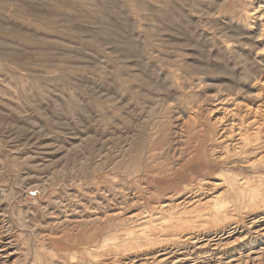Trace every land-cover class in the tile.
Instances as JSON below:
<instances>
[{
	"label": "rangeland",
	"instance_id": "obj_1",
	"mask_svg": "<svg viewBox=\"0 0 264 264\" xmlns=\"http://www.w3.org/2000/svg\"><path fill=\"white\" fill-rule=\"evenodd\" d=\"M257 1L0 0V264L142 261L189 248L180 223L245 235L264 203L230 191L264 193V122L228 128L264 96Z\"/></svg>",
	"mask_w": 264,
	"mask_h": 264
},
{
	"label": "bare ground",
	"instance_id": "obj_2",
	"mask_svg": "<svg viewBox=\"0 0 264 264\" xmlns=\"http://www.w3.org/2000/svg\"><path fill=\"white\" fill-rule=\"evenodd\" d=\"M256 2V1H255ZM253 3V2H252ZM257 3H259V5H257V7L254 5L253 9H242V12L243 13V10H244V13H245V20L251 25V23H253L254 25L255 24H258L259 23V27H261L260 31H258L259 33H257V41L258 43H261L262 44V48L259 50V52L257 53L258 56H259V59L261 61L264 62V0H258ZM172 5V3H171ZM175 8V6H174ZM172 10H173V7H172ZM175 10V9H174ZM176 14V13H175ZM252 20V21H251ZM170 21V20H169ZM170 23V22H169ZM172 24V23H170ZM247 24V23H246ZM173 26V25H172ZM253 26V25H252ZM177 27V26H175ZM174 29V28H173ZM172 31V30H171ZM259 34V35H258ZM256 38V37H255ZM230 42V40H228ZM183 44V43H182ZM121 45V44H120ZM129 44H127L126 46H128ZM122 46V45H121ZM125 46V45H124ZM123 46V47H124ZM126 48V47H125ZM129 49V48H127ZM131 50V49H130ZM124 51V49H123ZM126 51V50H125ZM129 51V50H128ZM127 52V51H126ZM132 52V51H131ZM260 79V78H259ZM257 80V79H256ZM260 81V80H259ZM255 83V82H254ZM260 86V85H259ZM238 87V86H237ZM264 92V91H263ZM238 93V92H237ZM261 93L262 94V91L260 90L258 92V94ZM260 95V94H259ZM216 97V96H215ZM245 97V96H243ZM264 99V96L261 97V99L259 100L260 103L256 106V108H254L252 110L251 107L247 106L246 108V111H244V113H237V111L233 110L231 115L232 116H236L238 115L240 119H232V123L230 124L229 128H228V136L232 135L237 129L239 130V136H241V140L243 139L242 136H246V134L249 131V129L245 130V132L243 133H240L241 130H242V126H243V123H242V119L243 117L245 118V115L246 114H250L251 112H253L255 115L253 117H250L249 119H247L245 122H247V126H254L253 128L255 129H259L261 126L263 127V122H264V104L262 102V100ZM241 103V102H240ZM245 103V102H244ZM238 105V104H237ZM249 105V104H248ZM236 109V108H235ZM195 114V113H194ZM220 114V113H219ZM252 114V113H251ZM253 115V114H252ZM258 116H261L260 118H258ZM219 117V116H218ZM222 118H223V115H222ZM252 118V119H251ZM236 120L238 121L237 123ZM244 122V123H245ZM238 126V127H237ZM237 127V129H236ZM263 129V128H262ZM261 129H259L260 131ZM244 131V130H243ZM253 131H256L253 129ZM222 132V131H221ZM256 133V132H254ZM262 133V132H261ZM251 135V134H250ZM264 135V134H263ZM253 136V135H252ZM248 137V136H247ZM247 139V138H246ZM249 143H250V140H248ZM235 142V141H234ZM244 142V141H243ZM246 142V140H245ZM232 143V142H231ZM236 145V144H234ZM247 145V144H246ZM248 146V145H247ZM238 148H240V151L241 150H246L247 148L246 147H239L237 145ZM233 149H237L236 146L235 148ZM227 152V151H226ZM243 152V151H242ZM241 152V153H242ZM247 152V151H246ZM239 154V153H238ZM264 158V156H262ZM223 158V157H222ZM261 158V157H260ZM258 161V160H257ZM255 162V161H254ZM252 163V162H251ZM219 164V163H218ZM194 176V175H193ZM261 176V175H259ZM258 176V177H259ZM167 178V177H166ZM253 178V177H252ZM255 178V177H254ZM195 179V178H194ZM245 179V178H244ZM251 179V178H250ZM257 179V178H256ZM261 179V177H260ZM263 179V177H262ZM237 180V179H236ZM243 180V179H242ZM241 180V181H242ZM253 180V179H252ZM234 181V180H233ZM244 181V180H243ZM255 181V180H254ZM213 183V182H212ZM255 183V182H254ZM217 184H221V183H217ZM249 184V183H248ZM241 185V184H240ZM239 185V186H240ZM245 185V184H244ZM253 185V184H252ZM255 185V184H254ZM209 186V185H208ZM237 185H232V190L230 191L231 193V196L232 198L238 202V205L239 207H244V205H249V206H256L257 204L260 205L261 202L264 203V193L262 194H257V193H254L252 191V189H248L247 186H242V187H239ZM214 188V187H213ZM253 188V187H252ZM257 189V187H256ZM224 191V190H223ZM227 191V189H226ZM210 192V191H209ZM225 192V191H224ZM222 192V193H224ZM227 192H225L224 195L227 196L226 194ZM229 193V192H228ZM219 194V193H218ZM202 195V194H201ZM217 197V196H215ZM220 197V196H219ZM223 197V196H222ZM214 199V198H213ZM207 200V199H206ZM215 200V199H214ZM223 200V199H222ZM188 201V200H187ZM201 202V200H198V202ZM248 201V202H247ZM189 202V201H188ZM191 202V201H190ZM197 202V201H196ZM260 202V203H259ZM195 203V202H194ZM202 203V202H201ZM155 204V203H154ZM192 204V203H191ZM169 205V204H168ZM193 205V204H192ZM198 205V203H197ZM200 205V204H199ZM262 205V204H261ZM188 206V205H187ZM196 206V204H195ZM202 206V204H201ZM205 206V205H204ZM245 206V207H246ZM164 207V206H163ZM167 207V206H166ZM170 207V206H169ZM192 207V206H191ZM248 207V206H247ZM257 207V206H256ZM264 207V206H263ZM196 208V207H195ZM249 208V207H248ZM255 208V207H254ZM258 208V207H257ZM250 209V208H249ZM253 209V207H252ZM260 209V208H258ZM263 209V208H262ZM245 210V209H244ZM256 210V209H253V211ZM235 211H233V214H234ZM246 213V212H245ZM262 214V215H259V214ZM252 214V213H250ZM249 214V215H250ZM242 215V214H241ZM252 215L253 218H251V221L249 223V226L247 225V231L244 230L242 233H244L245 235L241 238H235L234 240H231V236H232V233L233 232H237V230L239 231V227L237 226H233V227H230L229 230H227V228H220L219 230H217V232H210V231H205V230H202L200 229L203 225H201V227L198 229V228H190L188 225L189 223H180V224H174L170 230L172 231H175V235H178L179 237H183L182 233L184 234L185 232L187 231H191V232H187L184 234L185 238H181V239H184L183 242H185L186 245H189L187 248L184 247V251L180 249L178 251H175L172 247H154L151 249L150 252H145L143 255L146 256L142 261L140 260H137V257L139 255H136L134 258L132 259H128L130 260V262H125V264L127 263H130V264H150V260H151V264H262L263 261H264V250H261L259 252L258 255L256 256H253V254H251L253 251H255L257 248H258V241L260 240H264V227L262 226L259 230H256V236L253 237L252 236V233H253V230L256 229V225L259 221L263 220L264 218V210H256V212H254ZM251 215V216H252ZM248 216V215H246ZM153 217V216H152ZM225 217V216H223ZM238 217V216H237ZM243 217V216H242ZM241 217V218H242ZM220 218V216L218 217ZM236 218V217H235ZM240 218V217H238ZM236 218V219H238ZM218 220V219H217ZM230 220H233L230 219ZM230 220H229V223H230ZM241 220V219H240ZM249 220V219H248ZM248 220H245V221H248ZM141 221V220H140ZM221 221V220H220ZM227 221V220H224V222ZM238 221V220H237ZM185 222V221H184ZM192 222V221H191ZM235 222V221H234ZM241 222V221H240ZM239 222V223H240ZM243 222V221H242ZM241 222V223H242ZM222 223V221H221ZM232 223V221H231ZM240 223V224H241ZM234 224V223H233ZM237 224V223H236ZM137 225V224H136ZM208 225V224H207ZM226 225V224H225ZM232 225V224H230ZM245 225V223H244ZM264 225V224H263ZM196 226V225H195ZM217 226V225H216ZM224 226V225H223ZM229 226V225H228ZM136 227V226H135ZM189 227V228H187ZM206 226H204L205 228ZM209 227V226H207ZM217 227H220L219 225ZM216 227V228H217ZM244 227V226H243ZM165 228V227H164ZM215 228V229H216ZM133 229V228H132ZM187 229V230H186ZM210 229V228H209ZM168 230V229H167ZM214 230V229H213ZM85 230H82V232H84ZM127 231V230H126ZM146 231V230H145ZM166 231V230H165ZM212 231V230H211ZM80 232V233H82ZM88 232V231H87ZM123 232V231H122ZM219 233H222V235L226 234V236H223L222 235L218 238H216V236H218ZM90 234V233H88ZM87 234V235H88ZM128 234V233H127ZM156 234V233H155ZM154 234V235H155ZM161 234V233H160ZM254 234V233H253ZM79 235V234H78ZM81 235V234H80ZM79 235V236H80ZM129 235V234H128ZM157 235V234H156ZM82 236V235H81ZM85 236V235H84ZM90 236V235H89ZM239 236V235H238ZM95 238H98V237H95ZM152 238V237H151ZM151 238H146L148 244L150 243H153L152 242V239ZM76 239V238H75ZM79 239V238H78ZM81 239V238H80ZM93 239V237H92ZM91 239V240H92ZM86 239H84L85 241ZM134 240V238L132 239ZM136 240H138L136 238ZM178 240V239H176ZM76 241V240H75ZM80 241V240H79ZM83 241V242H84ZM97 241V240H96ZM126 242V240H124ZM139 241V240H138ZM156 241V240H155ZM154 241V242H155ZM179 241V240H178ZM177 241V242H178ZM82 242V241H81ZM89 242V241H88ZM86 242V244L88 243ZM94 242V241H93ZM92 242V243H93ZM100 242V240L98 241ZM119 242V241H118ZM105 243V242H104ZM122 243V242H121ZM138 243V242H137ZM145 243V242H144ZM145 243V244H146ZM181 243V242H180ZM263 243V242H262ZM84 244V243H83ZM89 244V243H88ZM94 244V243H93ZM117 245H121L120 243H116ZM123 244V243H122ZM127 244V243H125ZM146 244V245H148ZM157 244V243H156ZM173 244V243H172ZM80 245V244H79ZM85 245V244H84ZM130 245V244H129ZM143 245V244H142ZM152 245V244H151ZM155 245V243H154ZM182 245V244H180ZM184 245V244H183ZM82 246V245H81ZM92 246V245H91ZM94 246V245H93ZM126 246V245H124ZM132 246V245H131ZM140 246V245H139ZM138 246V247H139ZM150 246V245H149ZM85 247V246H84ZM87 247V246H86ZM121 247V246H120ZM133 247V246H132ZM131 247V248H132ZM152 247V246H151ZM183 247H181V249H183ZM263 247V246H262ZM91 249V247H89ZM94 248V247H93ZM130 248V246H129ZM130 248V249H131ZM187 248V249H186ZM83 249V248H82ZM101 249V248H100ZM122 249L123 246H122ZM122 249H118V250H122ZM126 249V248H125ZM84 250L87 251V249L85 248ZM97 250V249H96ZM99 250V249H98ZM133 250H134V247H133ZM177 250V249H176ZM80 251H82L80 249ZM92 251V250H91ZM112 251V250H111ZM132 251V250H131ZM136 251V250H135ZM126 252V250L124 251ZM137 252V251H136ZM239 252V253H238ZM243 252H246V255L244 253L245 256L243 257H239V259H235L236 257V254H240V256H242L241 253ZM258 252V251H256ZM85 253V252H84ZM89 253V251H88ZM134 253V252H133ZM87 254V253H86ZM85 254V255H86ZM129 254V253H128ZM137 254V253H135ZM139 254V253H138ZM178 254V255H176ZM107 255V254H106ZM127 255V254H126ZM134 255V254H133ZM112 256V255H111ZM122 257V256H121ZM128 257V255H127ZM141 257V256H140ZM86 258V257H85ZM108 258V257H107ZM143 258V257H142ZM77 259V258H76ZM82 259V258H81ZM95 259V258H94ZM120 259V258H119ZM80 260V259H79ZM83 260V259H82ZM123 260V259H122ZM125 260V259H124ZM78 261V260H77ZM76 261V262H77ZM102 261V260H101ZM111 261V260H110ZM73 262H75L73 260ZM97 262V261H96ZM103 262V261H102ZM139 262V263H138ZM110 263V262H109ZM105 264H106V261H105Z\"/></svg>",
	"mask_w": 264,
	"mask_h": 264
}]
</instances>
